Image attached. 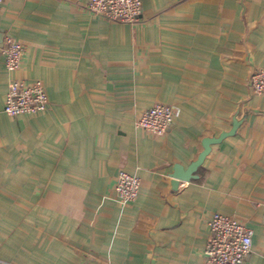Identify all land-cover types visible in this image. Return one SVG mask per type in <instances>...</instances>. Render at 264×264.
Here are the masks:
<instances>
[{
	"label": "crops",
	"instance_id": "0c3cea01",
	"mask_svg": "<svg viewBox=\"0 0 264 264\" xmlns=\"http://www.w3.org/2000/svg\"><path fill=\"white\" fill-rule=\"evenodd\" d=\"M88 0H4L0 47V259L11 264H204L217 211L253 229L242 264H264V0H142L134 23ZM41 80L44 112L4 111L11 79ZM173 105L162 136L136 125ZM190 179L176 181L218 138ZM140 177L122 205L115 181Z\"/></svg>",
	"mask_w": 264,
	"mask_h": 264
},
{
	"label": "built area",
	"instance_id": "2783aa9c",
	"mask_svg": "<svg viewBox=\"0 0 264 264\" xmlns=\"http://www.w3.org/2000/svg\"><path fill=\"white\" fill-rule=\"evenodd\" d=\"M4 0H0V7ZM89 11L96 16L118 21L136 22L142 13V0H88ZM0 52L8 70L20 68L24 46L20 40L8 35ZM254 92H264V69L258 68L250 76ZM49 97L41 80L27 82L13 78L8 84L4 111L12 117L22 114L44 112ZM177 115V109L170 104L156 103L144 109L136 118V125L154 136H162ZM115 181L117 200L126 205L138 196L141 181L136 174L119 170ZM209 236L203 253L204 264H242L252 248L253 229L238 218L214 211L208 219ZM0 264H11L0 259Z\"/></svg>",
	"mask_w": 264,
	"mask_h": 264
},
{
	"label": "water",
	"instance_id": "95a60500",
	"mask_svg": "<svg viewBox=\"0 0 264 264\" xmlns=\"http://www.w3.org/2000/svg\"><path fill=\"white\" fill-rule=\"evenodd\" d=\"M224 135H226V133L221 134L218 138H204L202 141L203 150L200 152L198 157L187 166V168H183L182 165L176 164L174 172L172 173L175 180L179 181V179H190L193 176L194 171L198 168L200 164H202L206 155L210 152L211 145L219 141Z\"/></svg>",
	"mask_w": 264,
	"mask_h": 264
}]
</instances>
